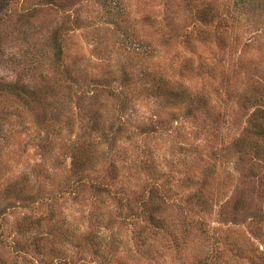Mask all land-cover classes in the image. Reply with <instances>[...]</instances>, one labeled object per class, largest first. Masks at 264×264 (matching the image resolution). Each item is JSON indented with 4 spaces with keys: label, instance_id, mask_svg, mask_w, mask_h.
I'll return each mask as SVG.
<instances>
[{
    "label": "rangeland",
    "instance_id": "rangeland-1",
    "mask_svg": "<svg viewBox=\"0 0 264 264\" xmlns=\"http://www.w3.org/2000/svg\"><path fill=\"white\" fill-rule=\"evenodd\" d=\"M0 264H264V0H0Z\"/></svg>",
    "mask_w": 264,
    "mask_h": 264
},
{
    "label": "trees",
    "instance_id": "trees-1",
    "mask_svg": "<svg viewBox=\"0 0 264 264\" xmlns=\"http://www.w3.org/2000/svg\"><path fill=\"white\" fill-rule=\"evenodd\" d=\"M174 96H175V97H180V96L184 97V94L181 93V92H176V94H175Z\"/></svg>",
    "mask_w": 264,
    "mask_h": 264
}]
</instances>
